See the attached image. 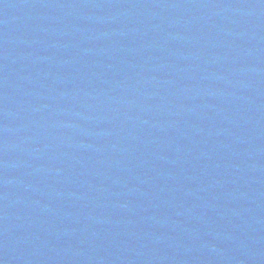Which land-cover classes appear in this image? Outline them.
Segmentation results:
<instances>
[{
	"label": "water",
	"instance_id": "obj_1",
	"mask_svg": "<svg viewBox=\"0 0 264 264\" xmlns=\"http://www.w3.org/2000/svg\"><path fill=\"white\" fill-rule=\"evenodd\" d=\"M0 264H264V0H0Z\"/></svg>",
	"mask_w": 264,
	"mask_h": 264
}]
</instances>
